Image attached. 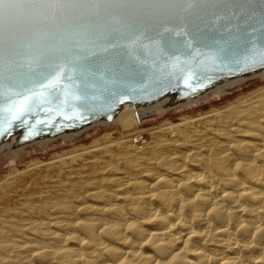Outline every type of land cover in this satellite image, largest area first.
Returning a JSON list of instances; mask_svg holds the SVG:
<instances>
[{
    "label": "bare ground",
    "instance_id": "6f19581e",
    "mask_svg": "<svg viewBox=\"0 0 264 264\" xmlns=\"http://www.w3.org/2000/svg\"><path fill=\"white\" fill-rule=\"evenodd\" d=\"M262 77L264 67L180 102L167 94L126 103L111 121L24 144L15 133L0 154L70 140L130 114L139 122V113L198 102ZM212 113L223 129H200L202 122L183 118L162 126L148 150L134 144L128 150L108 134L61 157L58 181L30 191L19 208L0 209V264H264V88ZM88 154L92 160L75 168Z\"/></svg>",
    "mask_w": 264,
    "mask_h": 264
},
{
    "label": "water",
    "instance_id": "95a60500",
    "mask_svg": "<svg viewBox=\"0 0 264 264\" xmlns=\"http://www.w3.org/2000/svg\"><path fill=\"white\" fill-rule=\"evenodd\" d=\"M48 54L51 66L33 76L20 66L34 60V53H5L0 144L15 133L24 144L99 119L111 121L126 103H150L167 94L180 102L260 70L264 0H197L191 7L141 10ZM50 83H56L54 92Z\"/></svg>",
    "mask_w": 264,
    "mask_h": 264
},
{
    "label": "rangeland",
    "instance_id": "374dc122",
    "mask_svg": "<svg viewBox=\"0 0 264 264\" xmlns=\"http://www.w3.org/2000/svg\"><path fill=\"white\" fill-rule=\"evenodd\" d=\"M262 88H264V77L250 79L210 94L198 102L169 107L153 116L143 117L142 113H139L137 114L139 122L135 114H130L123 121L96 126L70 140L58 139L47 145L27 146L22 153L11 151L0 154V209L8 205L19 208L17 205L25 201L30 191L48 189L50 184L58 181L59 177L55 168H57L61 157L67 159L72 152L77 149L89 148L94 141L100 138L102 142L105 140L103 137L108 134L115 143H127L128 150L133 144L136 147H146L145 150H148L155 141L154 134H157L162 126L168 123H181L183 118L195 120V126L202 122L200 129L211 127L221 130L223 126L213 121L214 114L212 112L225 111L229 105L237 104L238 101L240 102ZM207 121L209 122L206 126L204 123ZM139 134L141 135L137 140L136 136ZM110 147L116 148L117 146L114 144ZM101 150H98L94 155L103 156V150ZM92 157L93 155L88 154L83 158H77L74 162L75 168L80 167L83 163H89ZM55 177L57 178L54 179Z\"/></svg>",
    "mask_w": 264,
    "mask_h": 264
},
{
    "label": "snow or ice",
    "instance_id": "6c2138e0",
    "mask_svg": "<svg viewBox=\"0 0 264 264\" xmlns=\"http://www.w3.org/2000/svg\"><path fill=\"white\" fill-rule=\"evenodd\" d=\"M197 0H0V74L5 53L20 50L35 54L21 65L30 75L51 66L49 50L56 45L88 38L89 33L111 29L121 17L170 4L191 7ZM79 50H83L77 45ZM51 76L57 73H50ZM58 83V81H57ZM56 83L47 88L54 92Z\"/></svg>",
    "mask_w": 264,
    "mask_h": 264
},
{
    "label": "built area",
    "instance_id": "2783aa9c",
    "mask_svg": "<svg viewBox=\"0 0 264 264\" xmlns=\"http://www.w3.org/2000/svg\"><path fill=\"white\" fill-rule=\"evenodd\" d=\"M142 137H143V136H142ZM142 137H141V138H142ZM142 141H143V139H142Z\"/></svg>",
    "mask_w": 264,
    "mask_h": 264
}]
</instances>
